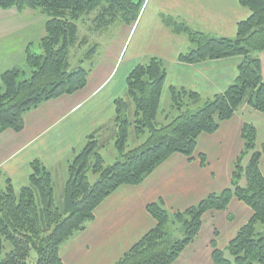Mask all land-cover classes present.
<instances>
[{
    "label": "trees",
    "instance_id": "16d2710c",
    "mask_svg": "<svg viewBox=\"0 0 264 264\" xmlns=\"http://www.w3.org/2000/svg\"><path fill=\"white\" fill-rule=\"evenodd\" d=\"M252 15L238 25L237 37H217L195 31L183 23L168 20L175 34H184L193 44L178 60L201 64L212 60L241 57L236 83L214 97L203 101L196 92L172 87L169 96L180 110L179 116L165 125L158 117L167 77L165 63L151 58L136 66L127 79L128 97L115 102V148L120 158L107 166L100 153L103 147L92 134L87 145L68 166V179L63 185V202L56 203L52 173L40 162L32 163L27 185L16 190L10 179L0 190V264H66L61 249L76 234L87 229L96 218L97 209L123 186H139L160 165L175 154L193 161L198 158L207 166L206 154L197 153L199 139L215 135L222 124L235 118L238 110L248 105L264 114V81L260 53L264 52V0H239ZM143 0H0L1 10L19 13L41 10L47 19L45 35L40 39L41 54L26 49V64L31 70L22 79L19 68L0 76V133L25 128V116L41 105L74 95L86 88L98 44L80 38L79 22L91 18L93 33L122 24L134 26L140 18ZM92 16V17H90ZM89 46L77 68L71 67L75 48ZM89 68H84V64ZM184 106L189 109L183 112ZM195 107V108H191ZM137 139L146 137L139 146L129 145L130 129ZM258 130L253 124L242 126L243 152L235 162L228 189L206 196L184 211L169 212L160 200L148 206L156 221L151 229L116 264H175L203 227L208 212L228 211L234 199L245 203L253 216L228 244L218 249L212 242L214 264H264V175L261 171L263 151L258 149ZM250 164L242 165L244 155L251 153ZM95 175V184L89 175ZM246 176V185L241 181ZM173 223L172 228L170 223ZM216 236L218 235L215 233ZM33 253L36 258H33Z\"/></svg>",
    "mask_w": 264,
    "mask_h": 264
},
{
    "label": "crops",
    "instance_id": "0c3cea01",
    "mask_svg": "<svg viewBox=\"0 0 264 264\" xmlns=\"http://www.w3.org/2000/svg\"><path fill=\"white\" fill-rule=\"evenodd\" d=\"M143 4L134 26L121 24L118 34L108 44L97 43L98 53L85 89L29 112L22 132L0 133V180L5 185L8 179L16 190L27 185L35 161H40L52 173L54 182L56 176L64 185L68 166L88 137L99 133L101 139L105 131L114 132L115 102L127 99L131 71L151 58L157 57L165 63L164 99L170 95L169 89L175 87L196 92L206 101L236 83L243 58L189 65L179 61V56L194 46L189 37L175 34L168 20L183 23L195 31L235 39L238 25L252 15L239 0H143ZM7 18L0 10V28H4ZM6 32L0 31V38ZM260 58L264 81V52ZM250 123L258 130L257 145L263 151L264 175V114L246 105L233 120L222 124L215 135L204 134L199 139L197 153L206 154L207 166L202 167L198 158L189 161L184 155L175 154L145 183L119 188L97 209L96 218L87 229L64 245L63 261L116 264L156 227L155 219L148 212L150 204L162 200L167 211H184L206 196L228 189L235 162L243 152L242 126ZM252 216L253 211L237 199L231 202L228 211L208 212L199 236L175 264H214L212 242L215 241L218 249H226Z\"/></svg>",
    "mask_w": 264,
    "mask_h": 264
},
{
    "label": "rangeland",
    "instance_id": "374dc122",
    "mask_svg": "<svg viewBox=\"0 0 264 264\" xmlns=\"http://www.w3.org/2000/svg\"><path fill=\"white\" fill-rule=\"evenodd\" d=\"M140 1V0H138ZM1 10V9H0ZM3 15L8 17L4 22V31H7L6 34H3V37L0 38V72H4L7 69L16 67L22 70L23 75L22 79H28L31 75V70L26 64V51L24 49L30 46V49L35 54H41L40 49V38L45 35L44 24L47 19V16L41 11H26L24 13H19L17 10H1ZM92 17V16H90ZM80 38H89V45L93 44H108L110 38L118 34L119 26L121 24H116L112 27H109L102 33H93L91 30L92 21L89 17H84L79 22ZM2 27L0 31L3 32ZM92 41V42H91ZM89 46L83 47L82 49L75 48L71 53V67L77 68L80 65V60H83L85 53L87 52ZM27 49V48H26ZM101 51V50H100ZM84 68H89V64H84ZM2 74V73H1ZM0 74V75H1ZM0 86H3L2 79L0 76ZM174 102L171 96L167 94V99H162L161 108L163 110L160 113L158 120L162 124H167L169 120L179 116L181 113L178 108H173ZM191 108H195L192 107ZM189 108L184 106L183 112L187 111ZM130 140L129 145L131 148H135L141 145L145 138L137 139L134 135L133 128L130 129ZM100 139V138H99ZM100 143L103 146L100 150L101 155L103 156L107 166H111L120 158V154L115 148V137L112 130L105 131L104 135L100 139ZM87 145V142L80 149L82 151ZM80 153V152H78ZM252 152L243 156L242 165L247 167L250 163ZM73 160H71L72 162ZM98 177L95 175H89V181L93 185L97 182ZM55 197L57 205L62 204L63 202V182H60L59 178L55 176ZM242 186L246 185V176L243 177L241 184ZM5 183L3 180H0V190L5 189ZM171 227L174 225L171 222ZM257 231L263 233L264 226L259 225ZM64 247V246H63ZM226 250V249H224ZM33 258H36V255L33 253Z\"/></svg>",
    "mask_w": 264,
    "mask_h": 264
}]
</instances>
